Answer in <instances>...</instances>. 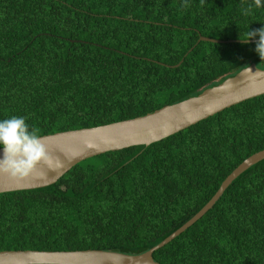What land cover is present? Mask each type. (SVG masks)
<instances>
[{"label":"trees","instance_id":"1","mask_svg":"<svg viewBox=\"0 0 264 264\" xmlns=\"http://www.w3.org/2000/svg\"><path fill=\"white\" fill-rule=\"evenodd\" d=\"M261 28L253 0H0V120L24 117L43 136L149 114L249 64L264 69L259 36L242 40ZM262 149L264 95L86 159L50 186L0 194V251L140 254ZM152 259L264 264V159Z\"/></svg>","mask_w":264,"mask_h":264},{"label":"water","instance_id":"2","mask_svg":"<svg viewBox=\"0 0 264 264\" xmlns=\"http://www.w3.org/2000/svg\"><path fill=\"white\" fill-rule=\"evenodd\" d=\"M199 41L220 42L204 37H198L197 42ZM261 95H264V69L249 64L232 77L198 95L162 106L149 114L90 128L43 135L41 138L52 157V166L41 165L23 178L0 174V194L50 186L79 162L107 152L148 146L226 108ZM2 156L3 148H0V158ZM263 159L264 149L244 159L224 178L211 198L193 216L159 243L140 254L127 255L100 250L0 251V264H158L153 261L152 253L199 220L234 178ZM57 161L61 166H56Z\"/></svg>","mask_w":264,"mask_h":264},{"label":"clouds","instance_id":"3","mask_svg":"<svg viewBox=\"0 0 264 264\" xmlns=\"http://www.w3.org/2000/svg\"><path fill=\"white\" fill-rule=\"evenodd\" d=\"M256 8H260L262 0H253ZM253 5L242 9L243 15L252 14ZM259 36L256 42L255 51L264 60V28L256 31H248L244 41ZM0 146L3 148V156L0 158V174H7L12 177L23 178L32 174L41 166L51 167L52 157L39 135V129L30 128L26 118L12 116L0 120ZM56 166H61L56 162Z\"/></svg>","mask_w":264,"mask_h":264}]
</instances>
